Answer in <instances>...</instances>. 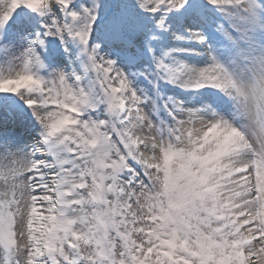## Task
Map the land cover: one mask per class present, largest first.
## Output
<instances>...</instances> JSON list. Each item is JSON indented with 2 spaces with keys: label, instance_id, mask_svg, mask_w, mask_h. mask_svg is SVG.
I'll use <instances>...</instances> for the list:
<instances>
[{
  "label": "snow or ice",
  "instance_id": "snow-or-ice-1",
  "mask_svg": "<svg viewBox=\"0 0 264 264\" xmlns=\"http://www.w3.org/2000/svg\"><path fill=\"white\" fill-rule=\"evenodd\" d=\"M0 264H264V0H0Z\"/></svg>",
  "mask_w": 264,
  "mask_h": 264
}]
</instances>
